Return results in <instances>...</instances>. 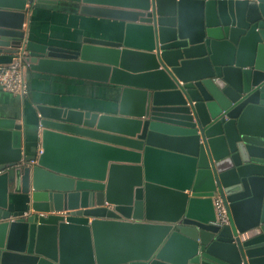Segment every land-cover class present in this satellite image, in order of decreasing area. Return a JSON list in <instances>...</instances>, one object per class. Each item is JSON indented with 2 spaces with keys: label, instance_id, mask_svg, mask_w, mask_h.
I'll return each instance as SVG.
<instances>
[{
  "label": "water",
  "instance_id": "obj_1",
  "mask_svg": "<svg viewBox=\"0 0 264 264\" xmlns=\"http://www.w3.org/2000/svg\"><path fill=\"white\" fill-rule=\"evenodd\" d=\"M34 6L122 35L35 42ZM1 53L119 96L37 104L34 158L0 116V264H264V0H0Z\"/></svg>",
  "mask_w": 264,
  "mask_h": 264
},
{
  "label": "crops",
  "instance_id": "obj_2",
  "mask_svg": "<svg viewBox=\"0 0 264 264\" xmlns=\"http://www.w3.org/2000/svg\"><path fill=\"white\" fill-rule=\"evenodd\" d=\"M72 9L34 6L25 22L28 38L61 48H76L84 36L118 39L122 35L123 22L81 15L77 9ZM14 57L1 53L0 64L9 63ZM25 81L28 92L24 96L0 90V116L13 118L21 126L22 144L26 140L30 142L26 152L28 158H34L40 147L35 144L39 130L35 111L37 104L103 114H113L116 110L119 89L113 85L41 74L28 67Z\"/></svg>",
  "mask_w": 264,
  "mask_h": 264
},
{
  "label": "built area",
  "instance_id": "obj_3",
  "mask_svg": "<svg viewBox=\"0 0 264 264\" xmlns=\"http://www.w3.org/2000/svg\"><path fill=\"white\" fill-rule=\"evenodd\" d=\"M27 64L19 55H15L11 62L0 64V90L16 96H24L28 92L25 81ZM40 153V150H38ZM216 220L221 224H229L230 219L226 207L220 197L214 198Z\"/></svg>",
  "mask_w": 264,
  "mask_h": 264
}]
</instances>
